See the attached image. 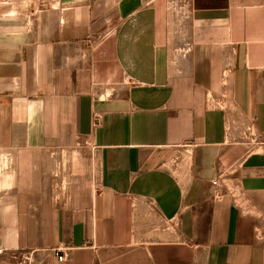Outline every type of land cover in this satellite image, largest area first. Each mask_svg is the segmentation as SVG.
<instances>
[{"label": "crops", "instance_id": "0c3cea01", "mask_svg": "<svg viewBox=\"0 0 264 264\" xmlns=\"http://www.w3.org/2000/svg\"><path fill=\"white\" fill-rule=\"evenodd\" d=\"M0 158L33 264H264V0L0 2Z\"/></svg>", "mask_w": 264, "mask_h": 264}, {"label": "built area", "instance_id": "2783aa9c", "mask_svg": "<svg viewBox=\"0 0 264 264\" xmlns=\"http://www.w3.org/2000/svg\"><path fill=\"white\" fill-rule=\"evenodd\" d=\"M0 2L4 3L7 2V0H0ZM54 251L56 256H58V260L63 262L64 255H60L62 251L59 249H55ZM0 264H33V261L30 254L23 252L7 253V250L0 247Z\"/></svg>", "mask_w": 264, "mask_h": 264}, {"label": "rangeland", "instance_id": "374dc122", "mask_svg": "<svg viewBox=\"0 0 264 264\" xmlns=\"http://www.w3.org/2000/svg\"><path fill=\"white\" fill-rule=\"evenodd\" d=\"M9 165H10V162L8 160H6L5 158H0V177H1L3 170H7L9 168Z\"/></svg>", "mask_w": 264, "mask_h": 264}]
</instances>
